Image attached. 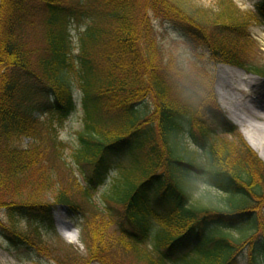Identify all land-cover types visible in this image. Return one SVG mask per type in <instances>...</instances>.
<instances>
[{
  "label": "trees",
  "instance_id": "trees-1",
  "mask_svg": "<svg viewBox=\"0 0 264 264\" xmlns=\"http://www.w3.org/2000/svg\"><path fill=\"white\" fill-rule=\"evenodd\" d=\"M219 1L207 26L182 0H0V211L11 220L0 233L13 250L59 264H264V163L239 136L220 137L236 128L208 71L167 61L148 19L152 10L205 43L216 64L264 76L247 64L248 27L264 23V7L263 18L241 19ZM77 107L81 185L68 177L59 135ZM104 184L95 201L90 191ZM199 184L220 191L225 207L190 203ZM48 192L55 203H38ZM58 204L82 218L84 258L55 234ZM103 212L124 218L119 237L100 226ZM232 228L250 233L235 238Z\"/></svg>",
  "mask_w": 264,
  "mask_h": 264
},
{
  "label": "rangeland",
  "instance_id": "rangeland-1",
  "mask_svg": "<svg viewBox=\"0 0 264 264\" xmlns=\"http://www.w3.org/2000/svg\"><path fill=\"white\" fill-rule=\"evenodd\" d=\"M227 3L238 18H245L248 15L260 17L256 9L257 4L264 3V0H223ZM184 5L201 17L205 25H215L217 23L216 14L219 12V0H182ZM148 19L152 24L154 36L160 45L163 55L167 61H175L178 66L187 68L192 62L200 64L204 67L212 78V91L216 97L218 106L224 111V117L228 124L236 128L235 133L230 135L228 133H219L220 137L225 138L233 144H237L234 139L239 136L248 145L244 132L246 125L253 127L254 134L264 135V77L255 76L244 69H239L227 64H216L212 61V52L208 49L207 45L198 41H194L181 36L179 32L167 20L156 17L152 10H148ZM251 37V47L247 53V64L264 68V23H252L248 27ZM76 29L73 33L75 35ZM73 50V49H72ZM74 54V53H73ZM79 85L77 80L74 81V89L76 95L78 94ZM233 89L232 91L229 89ZM211 87H205L200 92V103L205 104L208 100L209 90ZM230 93H229V92ZM229 93L231 101L229 107H225L223 102L224 93ZM208 97V98H207ZM226 97H229L227 95ZM78 99V98H77ZM80 127V112L78 107L69 115L60 129V138L64 143L62 153L66 163L73 168V173L69 170V178L77 185L83 184V180L74 167L72 161V151L76 145V131ZM259 157V156H258ZM260 158V157H259ZM261 159V158H260ZM262 160V159H261ZM263 161V160H262ZM264 163V161H263ZM106 184L97 189L90 191L92 198L95 201L102 202L101 195L106 191ZM40 204H54L55 196L53 192L42 194L38 201ZM190 203L199 206H218L225 207V196L218 190L209 186L199 184L194 191ZM83 209L91 210L88 206L82 205ZM100 226L106 234L113 237L121 235V223L124 219L122 216H111L105 212L99 214ZM55 234L61 238L66 244L73 246L79 254L80 258H84L86 253L85 245L83 244L80 234V227L78 222L82 219L75 218L68 208L56 206L53 210ZM89 216L87 215V219ZM15 221L17 228L25 231L28 223L26 220L17 218ZM0 223L9 227L11 224L10 218L6 212L0 211ZM70 227L74 230L76 238L74 241L68 239L62 234L64 228ZM233 237H239L243 233L249 234L245 228H232L229 229ZM142 248H151V241L141 244ZM240 247V244H239ZM240 258L244 257L247 253V248H239ZM117 250L116 252H119ZM123 263L132 264L130 258L125 257ZM0 264H59L49 256L38 255L36 253L28 252L26 249L13 250L8 242L0 233ZM90 264H98L92 262Z\"/></svg>",
  "mask_w": 264,
  "mask_h": 264
},
{
  "label": "bare ground",
  "instance_id": "bare-ground-1",
  "mask_svg": "<svg viewBox=\"0 0 264 264\" xmlns=\"http://www.w3.org/2000/svg\"><path fill=\"white\" fill-rule=\"evenodd\" d=\"M229 90L232 91L233 89L231 88ZM228 92L223 94V98L224 99L226 98V100L223 102V105L225 107L226 106L229 107V103L231 101V96L229 94L230 92L229 93ZM227 95H229V97H226ZM243 132L248 144L251 146L253 150L257 152L260 158L264 161V135L254 134L253 127H251L250 125L249 126L246 125L245 131ZM61 232L65 237H68V239L71 241H74L76 238V234L74 230L70 227L64 228Z\"/></svg>",
  "mask_w": 264,
  "mask_h": 264
}]
</instances>
